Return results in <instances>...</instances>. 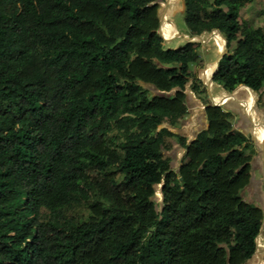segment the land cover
Returning a JSON list of instances; mask_svg holds the SVG:
<instances>
[{"label":"trees","instance_id":"16d2710c","mask_svg":"<svg viewBox=\"0 0 264 264\" xmlns=\"http://www.w3.org/2000/svg\"><path fill=\"white\" fill-rule=\"evenodd\" d=\"M182 1L191 37L225 41L212 81L259 93L264 27L241 18L253 0ZM160 9L159 0H0V264L254 256L264 214L240 195L252 176L247 138L201 98L191 71L201 43L165 49ZM188 89L208 123L192 141L176 132Z\"/></svg>","mask_w":264,"mask_h":264},{"label":"crops","instance_id":"0c3cea01","mask_svg":"<svg viewBox=\"0 0 264 264\" xmlns=\"http://www.w3.org/2000/svg\"><path fill=\"white\" fill-rule=\"evenodd\" d=\"M256 5H258V2L253 0L252 4L247 7V10H253ZM260 5L261 4H259V6ZM259 8V11L263 9L261 7ZM254 13L255 16H258L256 11H254ZM262 18H264V16ZM162 22L163 16L161 18V31ZM171 26L172 33L177 32L172 23ZM209 35H216L217 45L220 47L219 57L213 65L207 63L204 56L200 54L202 65L196 66L192 64L191 71L193 76L203 83L206 93L202 95L201 98L207 102V106L218 105L224 111L230 113L232 116L233 128L247 138V146L244 152L246 155H251L252 153V160L250 162L252 176L249 185L240 195L245 201L261 208L264 214V88L259 93L252 92L244 87H238L234 91L228 92L223 89L222 85L213 82L211 79L212 75L217 68L218 61L225 53L226 48L225 41L218 33L213 31L209 33L208 36ZM171 38L175 37H165L164 41L167 40L165 43L169 44ZM205 43L207 42L205 41ZM205 43L203 42L201 45ZM221 52H223V54ZM218 85L220 91L218 95H216ZM186 97L189 113L184 123L180 126V130L183 131L182 135L184 137L192 141L200 132L207 129L208 123L205 115L206 106L203 105L201 99L190 89L186 91ZM246 264H264V218L259 236L256 239V252Z\"/></svg>","mask_w":264,"mask_h":264},{"label":"rangeland","instance_id":"374dc122","mask_svg":"<svg viewBox=\"0 0 264 264\" xmlns=\"http://www.w3.org/2000/svg\"><path fill=\"white\" fill-rule=\"evenodd\" d=\"M258 2V5L253 10H247V8L242 10L241 18L248 22L250 25L254 27H264V0H255ZM161 3V9H160V15L161 18L163 16V22H162V31L160 30L159 33L162 36L163 40L164 38H168L170 36L175 37L171 38L169 41V44H164L165 49L167 48H179L182 47L186 42L193 41L191 40V36L187 30V27L184 22L185 17V8L184 3L182 0H159ZM259 4H261L259 6ZM263 8L260 10V8ZM254 11L258 13V16H255ZM166 14V15H165ZM165 15V16H164ZM258 18V20H257ZM171 23L176 28L177 32L172 33L171 31ZM163 33V35H162ZM210 36V35H209ZM208 34H205L203 38L198 37L199 40H197L200 43H207L202 44L199 50V53L204 56L205 61L210 64H215V62L218 59V54L220 53V47L217 45V39L216 35L210 36L208 39ZM204 40V41H203ZM164 42H167L164 41ZM223 54V52H221ZM215 85V84H213ZM217 87V86H215ZM220 91V87L218 85V89L216 91V95H218ZM176 132L180 135L183 134V131L180 130V126H178ZM168 155L172 158V166L175 168L177 167V162L180 159V156L182 155V150L180 148H176L172 150ZM155 201L160 204L161 203V197L158 193L157 197L155 198ZM72 216H76L80 220L86 221L88 217L90 216V212L86 208H76L73 212L70 213Z\"/></svg>","mask_w":264,"mask_h":264},{"label":"built area","instance_id":"2783aa9c","mask_svg":"<svg viewBox=\"0 0 264 264\" xmlns=\"http://www.w3.org/2000/svg\"><path fill=\"white\" fill-rule=\"evenodd\" d=\"M191 40H194V41L196 40L197 41L199 39H198V37H193V38H191Z\"/></svg>","mask_w":264,"mask_h":264},{"label":"clouds","instance_id":"9594fccd","mask_svg":"<svg viewBox=\"0 0 264 264\" xmlns=\"http://www.w3.org/2000/svg\"><path fill=\"white\" fill-rule=\"evenodd\" d=\"M191 38H193V37H191Z\"/></svg>","mask_w":264,"mask_h":264}]
</instances>
